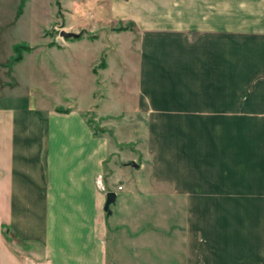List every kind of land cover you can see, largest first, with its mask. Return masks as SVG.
Returning a JSON list of instances; mask_svg holds the SVG:
<instances>
[{"label": "crops", "instance_id": "0c3cea01", "mask_svg": "<svg viewBox=\"0 0 264 264\" xmlns=\"http://www.w3.org/2000/svg\"><path fill=\"white\" fill-rule=\"evenodd\" d=\"M135 1L115 35L129 37L144 164L93 131V105L32 106L0 84V264H264V0ZM145 183L164 188V247L140 234L150 211L129 212Z\"/></svg>", "mask_w": 264, "mask_h": 264}, {"label": "rangeland", "instance_id": "374dc122", "mask_svg": "<svg viewBox=\"0 0 264 264\" xmlns=\"http://www.w3.org/2000/svg\"><path fill=\"white\" fill-rule=\"evenodd\" d=\"M21 2L0 0V21H11L0 27V84L12 85L14 89L7 92L32 106L36 103H43L45 108L57 104L67 106L70 104H64L67 95L76 99L75 104L82 111L93 105L86 116L93 131L107 137L111 144L124 141L118 149L123 152L125 165L144 164V157L139 156L137 148L146 147L148 128L143 115L131 110L136 105V94H131L135 75L130 74L132 77L128 78L122 70V58L131 59L126 49L129 37L115 35L121 32L118 28L132 27L131 21L118 19L137 16L136 1L24 0L21 13L17 15ZM61 30L78 37L64 39L59 35ZM64 42L74 43L71 45L74 49L70 45L64 48ZM16 44L25 45L19 54L13 49ZM120 45L124 48L123 55L117 50ZM17 55H21V60L14 62ZM107 57L112 66L102 78L100 71ZM136 179L145 182L146 176L141 172ZM130 182L127 175L118 178L117 188L124 187L118 193L119 198L124 199L122 212L133 205ZM163 189L162 184L149 188L145 183L142 190L137 191L139 207L129 211L133 214L150 211L154 216V223H140V234L146 227L145 231L156 237L154 245L157 247H164L163 201L153 198L152 193L160 195ZM117 206L118 203L111 208L116 210ZM149 241L144 238L143 246L147 247ZM175 241L178 243L179 239Z\"/></svg>", "mask_w": 264, "mask_h": 264}, {"label": "water", "instance_id": "95a60500", "mask_svg": "<svg viewBox=\"0 0 264 264\" xmlns=\"http://www.w3.org/2000/svg\"><path fill=\"white\" fill-rule=\"evenodd\" d=\"M59 35H60V37H62L64 39L77 38L78 37L76 34L65 32L63 30L60 31ZM134 166L137 167L136 165H134ZM114 201H115V194L113 192L107 193L104 208L107 209L110 204L114 203Z\"/></svg>", "mask_w": 264, "mask_h": 264}, {"label": "trees", "instance_id": "16d2710c", "mask_svg": "<svg viewBox=\"0 0 264 264\" xmlns=\"http://www.w3.org/2000/svg\"><path fill=\"white\" fill-rule=\"evenodd\" d=\"M23 1L24 0H22V2L20 3V5H19V8H18V10H17V15H20V13H21V7L23 6ZM126 28H118V30H120V31H122V30H125ZM117 30V29H116ZM23 46H25V45H18V44H16L14 47H13V49H14V52L17 54H19V50H20V48L22 47L23 48ZM27 49V48H26ZM21 60V55H17V56H15V58L13 59V61L14 62H18V61H20Z\"/></svg>", "mask_w": 264, "mask_h": 264}, {"label": "built area", "instance_id": "2783aa9c", "mask_svg": "<svg viewBox=\"0 0 264 264\" xmlns=\"http://www.w3.org/2000/svg\"><path fill=\"white\" fill-rule=\"evenodd\" d=\"M117 189H118V190H120V189H121V187H118Z\"/></svg>", "mask_w": 264, "mask_h": 264}]
</instances>
